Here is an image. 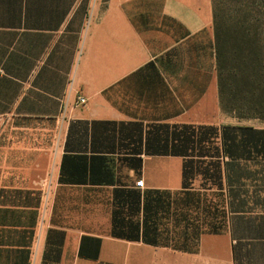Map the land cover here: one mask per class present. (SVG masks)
Listing matches in <instances>:
<instances>
[{
	"label": "crops",
	"instance_id": "obj_1",
	"mask_svg": "<svg viewBox=\"0 0 264 264\" xmlns=\"http://www.w3.org/2000/svg\"><path fill=\"white\" fill-rule=\"evenodd\" d=\"M0 264H264L213 0H0Z\"/></svg>",
	"mask_w": 264,
	"mask_h": 264
},
{
	"label": "rangeland",
	"instance_id": "obj_2",
	"mask_svg": "<svg viewBox=\"0 0 264 264\" xmlns=\"http://www.w3.org/2000/svg\"><path fill=\"white\" fill-rule=\"evenodd\" d=\"M221 34V117L264 122V0H213Z\"/></svg>",
	"mask_w": 264,
	"mask_h": 264
},
{
	"label": "trees",
	"instance_id": "obj_3",
	"mask_svg": "<svg viewBox=\"0 0 264 264\" xmlns=\"http://www.w3.org/2000/svg\"><path fill=\"white\" fill-rule=\"evenodd\" d=\"M213 28H214V36H215V50H216V58H217V67H218V79H219V94L220 101L223 95V84H222V52H221V34L220 27L218 25V14L215 3L213 2Z\"/></svg>",
	"mask_w": 264,
	"mask_h": 264
},
{
	"label": "built area",
	"instance_id": "obj_4",
	"mask_svg": "<svg viewBox=\"0 0 264 264\" xmlns=\"http://www.w3.org/2000/svg\"><path fill=\"white\" fill-rule=\"evenodd\" d=\"M84 104H85V99H84V98H80V99H79V105L83 106ZM135 185H136L137 187H139V188H142L143 185H144L143 180H139V181H137Z\"/></svg>",
	"mask_w": 264,
	"mask_h": 264
}]
</instances>
